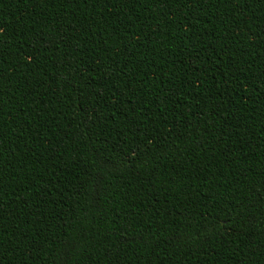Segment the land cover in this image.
Listing matches in <instances>:
<instances>
[{"label": "trees", "instance_id": "obj_1", "mask_svg": "<svg viewBox=\"0 0 264 264\" xmlns=\"http://www.w3.org/2000/svg\"><path fill=\"white\" fill-rule=\"evenodd\" d=\"M0 264H264V0H0Z\"/></svg>", "mask_w": 264, "mask_h": 264}]
</instances>
